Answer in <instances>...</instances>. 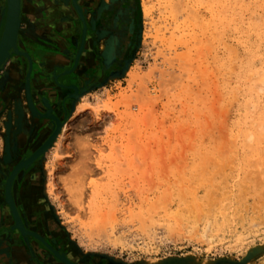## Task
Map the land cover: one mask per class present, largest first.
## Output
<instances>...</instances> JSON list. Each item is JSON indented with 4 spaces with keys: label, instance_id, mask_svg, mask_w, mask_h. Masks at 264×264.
<instances>
[{
    "label": "rangeland",
    "instance_id": "374dc122",
    "mask_svg": "<svg viewBox=\"0 0 264 264\" xmlns=\"http://www.w3.org/2000/svg\"><path fill=\"white\" fill-rule=\"evenodd\" d=\"M68 7L22 0L20 40L34 61L64 55L62 82L78 85ZM131 33L92 88H59L35 64L28 94L26 60L4 62L0 197L10 142L41 131V197L85 264H264V0H135ZM43 97L76 115L58 147H45Z\"/></svg>",
    "mask_w": 264,
    "mask_h": 264
},
{
    "label": "flooded vegetation",
    "instance_id": "af4514ba",
    "mask_svg": "<svg viewBox=\"0 0 264 264\" xmlns=\"http://www.w3.org/2000/svg\"><path fill=\"white\" fill-rule=\"evenodd\" d=\"M76 1L85 10L83 20L73 9ZM68 4L75 45L71 65L76 64L74 70L79 74L77 86L92 88L129 57L134 46L131 25L135 19V0H68ZM3 14L4 10L0 11V36ZM40 134L41 131L33 141L32 135L22 134L9 145L14 152L3 184L4 196L0 197V264H85L87 259L66 242L41 197L39 146L46 137L39 140ZM36 151L40 153L33 158Z\"/></svg>",
    "mask_w": 264,
    "mask_h": 264
},
{
    "label": "water",
    "instance_id": "95a60500",
    "mask_svg": "<svg viewBox=\"0 0 264 264\" xmlns=\"http://www.w3.org/2000/svg\"><path fill=\"white\" fill-rule=\"evenodd\" d=\"M19 17H20V0H7L6 19H5V23L3 26L1 36H0V66L2 65V63H4V61L6 60V57H8L9 55L10 57L8 58V60L11 59L12 57L13 58H16V57L24 58L27 62L26 71L24 74V87L28 94L31 90L32 74L36 70V68H34L35 64L41 69L46 70V68H48V70H50L49 71L50 74L47 79H49L53 85L59 88H69V86L73 84L67 85V84H64L65 82H62V77L67 76L68 74L72 72V71H69L66 73V69H68L67 66L69 63L68 60L65 58L64 55L55 54V53L48 54V53L43 52L42 50L36 49L34 53H36L35 56L37 58L34 61L32 55L29 53L28 50L24 49V46L21 43L20 29L18 32ZM10 49H12V51H10ZM39 58L43 62L42 65H40V62H38L37 60ZM4 65L5 64H3V66L0 67V70H2ZM59 69L62 70V72H58ZM55 74L57 75L59 84L56 81H54L52 78L53 75ZM42 99H43L42 103L44 104V101H46L47 98L43 97ZM41 116L40 118L43 119V117ZM66 116L67 115L64 116L65 119H66ZM52 138H53V135L49 136L48 140L45 143V147L50 146ZM58 261L60 260L58 259Z\"/></svg>",
    "mask_w": 264,
    "mask_h": 264
},
{
    "label": "bare ground",
    "instance_id": "6f19581e",
    "mask_svg": "<svg viewBox=\"0 0 264 264\" xmlns=\"http://www.w3.org/2000/svg\"><path fill=\"white\" fill-rule=\"evenodd\" d=\"M143 10H144V12L145 13H147V7L145 6V2H143ZM74 8L73 9H75L76 10V12H77V14L79 15V17L83 20L84 19V13H85V10L83 9V7H82V5L78 2V1H76L75 3H74ZM0 7H3V9H1L0 11H1V13L3 12L2 10H4V23H5V19H6V13H7V0H0ZM21 7H22V0H20V17H19V26H18V32H19V28H20V21H21V12H22V9H21ZM256 13V12H255ZM257 16H258V13H257ZM257 21L259 22V18L257 17ZM256 21V22H257ZM3 23V22H2ZM4 23H3V26H4ZM211 26V25H210ZM3 28V27H2ZM3 30V29H2ZM216 32V31H215ZM246 37V36H245ZM248 39V38H247ZM106 44V43H105ZM105 48V47H104ZM10 51H12V49H10ZM236 54V53H235ZM82 55V54H81ZM84 55V54H83ZM10 57V55L8 56V57H6V60L8 59ZM5 60V61H6ZM4 61V62H5ZM4 63H2V65H3ZM1 65V66H2ZM0 66V67H1ZM76 67V66H75ZM231 69H232V67H230ZM75 69H77V68H75ZM4 74V73H3ZM3 74H1L0 75V78H2V75ZM252 74V73H251ZM256 75H258V73H256ZM4 76V75H3ZM248 76V75H247ZM53 78H54V80L58 83V78H57V75L55 74L54 76H53ZM247 80V79H246ZM256 80V79H255ZM258 81H256V88L258 89V90H261V91H264V75H260V77H258V79H257ZM254 81V80H253ZM253 83V82H252ZM255 83V82H254ZM59 84V83H58ZM255 85V84H254ZM69 88H72L73 90H75V91H78L79 90V87L77 86V85H75V84H73V85H70L69 86ZM256 89V91H258ZM234 91V90H233ZM256 93H259V92H256ZM81 95V94H80ZM79 94L78 95H76V96H80ZM229 95V94H228ZM243 95V94H242ZM249 96H251V94L249 95ZM83 97V96H82ZM81 97V98H82ZM45 98V97H44ZM80 98V97H79ZM261 99V98H260ZM42 100L43 99H41V102H42ZM48 100V99H47ZM44 101V104H43V106H44V108L42 107V109H37V108H35V110L37 111V113L39 112L40 114H38V115H42L41 117H43V119H47V121L49 122L47 125H46V127H45V129H44V131H43V133L42 134H46L47 132H48V137L49 136H52L53 135V138H52V141H51V146H55V147H58V145L60 144L61 145V140L63 139V137H64V135H65V133L68 131V130H70V128L72 127V126H74V124H75V118H76V115L74 116V115H72L71 116V118L69 119V118H61L60 116H56L55 114H54V111L52 110V106L50 105V103H49V101ZM81 101V100H80ZM247 103V102H246ZM39 105H40V103H39ZM37 107H38V105H36ZM252 107V106H251ZM250 107V108H251ZM83 108H84V104L83 103H80L79 105H78V107L76 108V111L74 112V113H76L77 111H78V116L81 114V112L83 111ZM246 108V107H245ZM35 116V115H34ZM62 116V115H61ZM56 118V119H55ZM62 120H61V119ZM264 126V125H263ZM35 153V152H34ZM40 152L39 151H36V153H35V155H34V157L33 158H35L38 154H39ZM38 158V157H37ZM59 171V168L58 167H53L52 168V171L50 172V179L52 180V182H50V185L48 186V190H49V193L51 194H53V192H54V190H55V184H53V182H54V179H55V176H56V173ZM7 184H8V186H9V183H8V181H7ZM8 188V187H7ZM7 192V191H6ZM261 194H262V192H261ZM11 203V202H10ZM14 207H13V205L11 204V209H13ZM67 263V262H66ZM69 264H73L72 262L71 263H69Z\"/></svg>",
    "mask_w": 264,
    "mask_h": 264
},
{
    "label": "crops",
    "instance_id": "0c3cea01",
    "mask_svg": "<svg viewBox=\"0 0 264 264\" xmlns=\"http://www.w3.org/2000/svg\"><path fill=\"white\" fill-rule=\"evenodd\" d=\"M57 112V111H56ZM73 113V112H72ZM58 115L61 117V118H64V116H63V113L62 114H60V113H58ZM62 115V116H61Z\"/></svg>",
    "mask_w": 264,
    "mask_h": 264
}]
</instances>
